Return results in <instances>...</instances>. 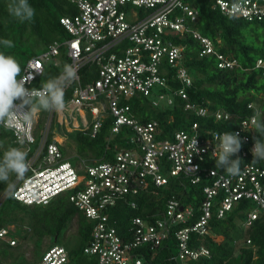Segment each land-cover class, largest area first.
Listing matches in <instances>:
<instances>
[{
  "label": "built area",
  "instance_id": "built-area-1",
  "mask_svg": "<svg viewBox=\"0 0 264 264\" xmlns=\"http://www.w3.org/2000/svg\"><path fill=\"white\" fill-rule=\"evenodd\" d=\"M68 1L78 11L61 18L70 38L31 57L21 76L27 81L26 87L41 88L38 80L47 66L61 64V50L65 47L69 64L77 69V79L66 89L68 106L64 111H41L30 124L17 118L7 128L0 126L13 132L15 142L28 153L29 163L25 177L19 181L13 179L15 187L5 192V198L12 195L24 204L35 205L48 204L57 196L68 194L70 201L93 224L91 240L84 251L97 256L98 264H150L136 250L144 245L157 249L172 233L178 246L175 259L187 264L188 259L210 254L205 246L190 247V239L193 233L210 232L214 214L224 217L240 200L247 199L253 203L247 224L264 216L263 166L248 162L242 166L241 174L229 176L208 165L209 159L216 158L219 152L215 136L224 131H201L200 122L195 120L189 130L177 131L173 139H161L156 119L139 123L134 117L130 99L135 96L151 99L154 107L174 103L171 96L161 92L168 81L165 63L175 69L176 78L184 85L178 94L189 99L186 87L193 81L182 65L183 47L171 37L192 33L203 47L200 56L217 54L221 68L235 64L216 51L212 40L190 27L189 22L198 18V10L189 0ZM214 1L225 15L250 21L264 17V0ZM236 4L238 8L234 7ZM256 66L264 68V61L258 60ZM187 109L200 117L210 114L208 107L195 102H189ZM42 114L46 115L44 124L38 120ZM213 115L218 121L237 122L234 132H239L245 140L238 155L241 159L248 158L253 145L247 144L255 134L250 119L253 115L241 117L223 110ZM108 119L113 121L112 135L124 126L133 128L131 148L120 149L108 161L89 159L88 162L80 157V162L74 165L65 157L59 139L67 137L60 136L58 130L69 132L76 128L96 138ZM181 176L193 184L201 183L204 178L211 181L204 186L205 198L193 224L176 229L189 222L196 211L192 205L184 206L172 196L163 212L149 218H133V240L118 233L110 211L120 201L137 195L147 185L148 178L160 187L167 185L171 177ZM133 206L136 207L135 202ZM12 231V226L1 227L0 238L16 245L18 239ZM68 260V250L54 245L35 264H66Z\"/></svg>",
  "mask_w": 264,
  "mask_h": 264
},
{
  "label": "trees",
  "instance_id": "trees-1",
  "mask_svg": "<svg viewBox=\"0 0 264 264\" xmlns=\"http://www.w3.org/2000/svg\"><path fill=\"white\" fill-rule=\"evenodd\" d=\"M29 2L36 10L35 20L22 23L9 15L8 0H0V39H9L13 42L11 48L0 45V51L14 56L20 63L22 72L31 57L39 55V52H43L56 42L61 43L70 38L61 23V18L78 12L77 7L68 0ZM189 2L198 10V18L194 22H189L190 27L212 40L216 51L234 60L235 64L233 67L221 68L217 54L200 56L203 47L192 33L171 37L176 44L183 47L182 65L193 81L191 86L186 87L189 99H184L178 94L184 85L176 78L175 69L167 63L164 65L168 71L167 86L161 89V92L171 96L173 104L154 107L149 98L135 96L130 99L134 117L139 123L154 119L159 122L161 139H173L177 131L189 130L195 120L200 122L201 131L207 129L234 131L238 128L235 120H216L213 114L218 110L241 117L259 112L264 117V68L256 66L258 60L264 61V17L250 21L234 15H225L214 0ZM64 48L61 50V64L47 66L44 75L38 80L39 85L42 86L47 79L58 76L64 65L69 64L70 60L66 57L67 51ZM83 79L85 81L86 77ZM189 102L208 107L210 114L207 117L197 116L195 112L187 109ZM250 104H254V107L250 108ZM40 124H44V121ZM112 125L111 119L105 121L96 138L83 132L76 133L77 144L89 150L88 160H113L117 151L134 145L131 137L135 132L132 127L124 126L119 133L112 135ZM254 135L251 136L248 147L254 144ZM10 147H19V144L15 142L13 132L1 128L0 159L3 158L4 151ZM252 160V154L242 159L241 168L245 163H252ZM253 164L264 167V161ZM208 165L224 173L222 168L216 167L215 158L209 159ZM14 178L12 176L10 180L13 181ZM208 183H211L210 179L204 178L201 183L193 184L188 178L181 176L171 177L167 185L159 187L148 178L147 185L143 186L137 195L127 196V199L120 201L110 211V218L115 223L118 233L131 241L134 238L133 218H149L163 212L168 200L175 196L181 204L192 205L196 211L189 222L176 227L183 228L197 220L199 207L205 198L203 189ZM5 192V185L0 184V197ZM133 202L136 203V207L133 206ZM252 207V201L243 199L224 217L219 218L214 214L210 221V232L205 235L193 233L190 239V247L205 246L210 254L188 259L187 264H264V216L248 225V213ZM74 220L79 239L77 246L71 248L67 243L59 244L61 235L69 231L74 225ZM12 225L15 226L12 234L18 239V243L12 245L0 238L1 263L35 264L46 250L54 245H62L69 253L66 264H98L97 256H89L84 251L91 240L93 224L75 207L68 194L59 195L48 204L35 205L24 204L9 195L0 204V228ZM45 238L50 239L51 246L43 251ZM27 240L34 243L36 256L34 262L27 261L21 250L22 243ZM136 252L143 256L146 263L183 264L182 261L175 259L178 246L174 233L159 248L152 249L149 245H144Z\"/></svg>",
  "mask_w": 264,
  "mask_h": 264
},
{
  "label": "clouds",
  "instance_id": "clouds-1",
  "mask_svg": "<svg viewBox=\"0 0 264 264\" xmlns=\"http://www.w3.org/2000/svg\"><path fill=\"white\" fill-rule=\"evenodd\" d=\"M234 7L238 8L239 4ZM7 11L22 23L32 22L36 16V10L29 0H8ZM0 45L11 48L13 42L0 39ZM21 72L20 63L14 56L0 51V126L7 128L17 118L22 119L24 124H30L33 117L41 111L59 113L66 109V89L77 79V69L73 65L65 64L58 76L47 79L39 89L26 87L27 81L21 76ZM250 119L255 133L251 149L252 163H258L264 161V117L257 112ZM215 140L219 149L215 158L216 167L222 168L229 176L241 174L243 161L238 154L245 140L240 133L224 131L217 133ZM193 147L196 151V139ZM234 156L235 159L232 158ZM27 157L28 153L20 147H10L4 151L3 158L0 159V184L5 185L6 191L11 192L15 187L10 177L14 176L19 181L29 171Z\"/></svg>",
  "mask_w": 264,
  "mask_h": 264
},
{
  "label": "rangeland",
  "instance_id": "rangeland-1",
  "mask_svg": "<svg viewBox=\"0 0 264 264\" xmlns=\"http://www.w3.org/2000/svg\"><path fill=\"white\" fill-rule=\"evenodd\" d=\"M41 53V52H39ZM46 115L42 114L41 116H39L38 120L40 119V121H44L45 120ZM80 125L82 126V123H80ZM79 129L76 130V128H73L72 131L66 132L67 135L65 136V132L63 130H58V134L60 136L63 137H67L66 140L64 139H59L62 144H63V152L65 157L70 160L74 165H76L78 162H80V157H82L83 159L87 160V157L89 154L86 148L81 147V145L77 144L76 142V138L75 135ZM89 162V160H87ZM5 199V193H3L0 197V204L4 201ZM74 225H72V227L69 229V231H65L63 232V234L60 237L59 240V244H64L67 243V245H69L71 248L76 247L78 244V236L76 235L77 233V224H76V220H74ZM12 227L14 228L15 226L12 225ZM26 228V227H25ZM51 246V241L49 238H45L44 242H43V251L46 250L47 248H49ZM24 252V255L27 258V261L30 262H34L35 261V248H34V243L33 241H25L22 243V249Z\"/></svg>",
  "mask_w": 264,
  "mask_h": 264
},
{
  "label": "water",
  "instance_id": "water-1",
  "mask_svg": "<svg viewBox=\"0 0 264 264\" xmlns=\"http://www.w3.org/2000/svg\"><path fill=\"white\" fill-rule=\"evenodd\" d=\"M56 240H57V238H56Z\"/></svg>",
  "mask_w": 264,
  "mask_h": 264
}]
</instances>
